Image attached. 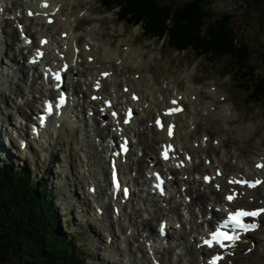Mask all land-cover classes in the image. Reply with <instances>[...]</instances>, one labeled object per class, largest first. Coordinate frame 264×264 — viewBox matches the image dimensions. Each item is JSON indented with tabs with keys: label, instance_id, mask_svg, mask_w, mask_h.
<instances>
[{
	"label": "bare ground",
	"instance_id": "6f19581e",
	"mask_svg": "<svg viewBox=\"0 0 264 264\" xmlns=\"http://www.w3.org/2000/svg\"><path fill=\"white\" fill-rule=\"evenodd\" d=\"M97 2L98 0H0V10H5L3 15L0 13V19L3 18L0 22V57L6 56L12 62V68L17 70L16 73L25 75L24 79L28 80L32 77L28 85L31 87L30 91L26 93L20 89L21 93L28 95L23 105L19 103V108L25 105L31 108L32 103L39 101L40 97L36 94L39 93L41 97H47L46 93L49 91V85L54 86L55 84L50 76L45 81L43 78L42 83L39 82L41 77L36 72L46 62H36L37 65H40L39 67L27 64L30 59L29 54L33 42L29 37L34 36L36 43L34 47H39L37 43L43 37H47L48 42L42 53L49 60L48 57L55 52V49H52V45H54V48L62 49L59 50L60 52L66 53V59L71 63L66 71L67 78L69 77V81H71L68 88L76 96V105L69 109L71 120L69 119V115L64 116L63 111L60 116V118L62 117L61 126L58 127L56 125L58 121L53 120L48 125L47 137L54 142L56 139L60 143L65 142V146H76V149L70 153L65 149L67 154L74 155L72 157L74 161L77 159L82 160V155L79 154L88 150V158H84L81 161L82 165L79 167L77 176L80 175L81 168L87 167L90 169L89 175L95 174L96 177L99 175L100 179L106 181L108 179V166H106V161L103 157L106 149L104 143L113 128H115L117 135L127 130L129 132H138V141L134 144L136 151L133 150L130 157L132 167L137 170H143L145 167H148L152 171L161 169L166 173H170V176L175 175L173 169H169L167 165L164 166L162 161L157 157V144L161 142L165 143L167 137L162 131L155 132L154 127H149L148 121L145 118H151L157 112L162 111V109L164 110L169 100L177 99L180 104L186 103L185 112L175 116L178 121L175 138L178 142V148L183 150V161L189 162L195 153L194 161L197 159L202 166L196 165L193 161L186 168L180 169V173L176 177L180 176L181 186H187L185 194L192 196L196 192V195L193 197L191 203L184 201L183 198L181 202L172 198H165L164 200H167L171 206V211L166 214L170 225L174 226L176 219L172 214L180 216L177 212L180 208L184 210L189 208L192 218L197 219L194 213L195 209L198 208L200 214L204 209H207L202 204L207 198L204 192L211 193L212 197H214V193L210 191L208 186H204L203 191L200 189L201 181L197 178H191L194 175L192 173L193 169H213L217 165L223 166L224 170L229 166V173L243 170V168L255 173L251 165L254 162V158L264 154V141L258 140L254 153L250 151L246 154L248 143L253 138L259 137V131L255 134L251 125L236 123L238 120L236 109L225 102L226 83L215 84L214 82H210L207 86L209 89H207L204 86L196 85L192 74L186 73L184 76L186 86L184 87L185 81H182L181 76L166 78L163 76L161 69L156 68L152 70L154 63L158 64L159 53H152L147 58L144 56L146 50H141V47L137 48L135 46V37L133 36L121 39L116 43V35L110 34L105 27L107 22L103 21V19L95 22L93 12L95 11ZM96 11L98 12V9ZM10 14L15 15V21L8 20V17H5ZM48 17H52L54 22H48ZM4 22L8 23L9 26L6 29L2 27V23ZM15 22L19 26L16 25L15 27ZM83 35L85 37L81 40V36ZM27 40L30 41V44H27ZM73 41L78 43V45L73 43ZM63 49H66V51ZM13 50L15 51L12 52ZM19 57L25 60L23 64L18 59ZM77 57L80 61H78ZM30 70H33V75H29ZM106 71L108 72L107 77L102 76L101 74ZM101 83L104 85L103 88L101 86L96 87ZM213 85L214 89L210 90V87ZM126 87L130 91L129 89L125 90ZM89 91H95L98 94L100 92L103 93L102 97L100 98L99 96L98 98L99 102H103L105 97H111L117 111L122 115L127 106H132L136 110V115L131 121V126L127 127L128 125H117L116 123L109 124L108 122V124L103 126L102 121L97 120L93 115H91L92 119H90V116L86 118L89 112L86 107L89 103V100L86 99ZM131 91L137 92L139 95L138 100L134 101L132 99L133 93ZM30 95H33L32 99L29 98ZM18 96L17 98H19ZM96 102H91V104H96ZM74 109L79 112V117L82 116L75 123L72 119L75 114L73 111H70ZM110 118L113 117L109 116L108 119ZM82 123L86 128L90 126L88 127L89 129L78 130L77 128H82ZM198 127L199 135L196 133ZM61 132L67 133L69 137L68 142L66 140L61 141L59 138ZM213 134H216V136L213 137ZM96 138H102L103 140L97 144ZM216 138L220 140L215 141ZM196 141H199V146H196ZM45 145L46 142L42 141L41 148L43 151ZM5 148L10 149V146ZM139 150H143L144 155L139 156ZM203 155L207 164L201 159ZM227 157H229V160L225 163ZM233 159L235 163L232 162ZM77 165L79 166L78 162ZM260 172L264 174V170ZM184 174L189 175L188 179L182 177ZM80 177L82 179L84 176L75 177L76 179L72 180L71 183H76ZM138 180L137 178V185L139 184ZM176 181L169 180L168 186H175ZM101 191L103 194L102 198L106 200L104 194L105 188H101ZM178 192H183L182 187L179 188ZM254 192L256 195L264 193V182ZM208 197L210 198V196ZM66 198H69V195ZM145 201L141 197L142 203L140 202V206L141 204L146 205ZM141 210L135 209L137 219L141 217ZM163 214L165 215V213ZM139 223L141 221H135L136 227ZM123 229V234H126L128 227H123ZM200 229L201 224L196 220L183 222V233L179 230L180 234H178L173 228L169 233V238L171 236L170 242L175 241L179 242V244L167 247L166 251L169 254V260L164 262V264L197 263L198 254L201 250L196 248V243L190 242L187 244V236L190 238L194 236L193 234L196 235V232H199ZM137 230L139 236H143V232L149 231L150 235H156V230L154 231L152 224L145 227L139 226ZM139 236L137 242L139 241ZM96 237L94 239L92 236L91 239L97 246H103L107 243L106 240L103 242L104 239H100L98 235ZM253 237L257 238L255 249L248 255L243 254L242 251L237 253L235 257L237 264H249L253 256L264 254V232H254ZM129 242H131L130 239ZM118 244H121L120 240H114L110 248L118 246ZM179 257L180 259H178ZM103 260L102 264H111L109 263V259L104 258ZM142 264H145V262L143 261Z\"/></svg>",
	"mask_w": 264,
	"mask_h": 264
},
{
	"label": "trees",
	"instance_id": "16d2710c",
	"mask_svg": "<svg viewBox=\"0 0 264 264\" xmlns=\"http://www.w3.org/2000/svg\"><path fill=\"white\" fill-rule=\"evenodd\" d=\"M103 1L109 6L121 5L129 20H145L147 32L168 33L176 47L192 46L199 55L226 58L239 70L245 69L252 56L247 44L236 41L234 26L224 21L227 18L207 22L204 0H188L182 6L166 0ZM249 75L254 77V69ZM263 85L253 95L264 104ZM6 171L0 168V264H80L73 255L74 247L56 230L48 202L30 189V176L26 179Z\"/></svg>",
	"mask_w": 264,
	"mask_h": 264
},
{
	"label": "rangeland",
	"instance_id": "374dc122",
	"mask_svg": "<svg viewBox=\"0 0 264 264\" xmlns=\"http://www.w3.org/2000/svg\"><path fill=\"white\" fill-rule=\"evenodd\" d=\"M83 1H86V0H83ZM166 1L171 2L175 6H182L184 2L188 0H166ZM203 2H204L203 7L207 14V17H206L207 22H210L211 20H217V19H219L220 21V20H223L224 18H227L224 21L227 20V22H230L231 26H234L236 41L238 43L247 44L248 48L250 49V52L252 53L251 58L247 62V66L251 65L252 67L250 68H255V71H256L255 78H259L261 81H264V0H204ZM97 5H98V8H97ZM130 5H132V3H130ZM128 8L131 9L129 6ZM96 9H98V12L94 11L93 15L94 13H97L100 17H103L102 18L103 21L107 22V25L105 27L110 34H113L110 31L115 30L114 24L116 25V28L118 29L119 33L122 32L121 27L123 25L118 23L116 14L113 12L104 13L100 0H98L96 4L95 10ZM143 21L144 23L143 22L141 23L143 26H145L146 21L145 20ZM109 27H110V31H109ZM139 27L140 26L138 25L131 32H128L127 34L133 33L134 31H136V29L138 30ZM182 28L185 29V27H182ZM224 28L226 29L227 27L223 25V29ZM127 29L129 31L130 28L127 27ZM140 32H142L141 29H140ZM138 38L140 40V43H142L145 47H149L148 48L149 51L158 47V46H155L156 44L155 42L146 40L144 35H140ZM166 39H165V42L168 43L167 42L168 39L167 40ZM161 42L162 41H160V47H159L160 49L157 48V50L159 51L162 50L161 55L159 54L160 63L158 64L154 63L153 65L154 67L152 68V70L156 69V67H160L163 73V76L168 78L169 75L171 74L178 75L179 73H181L182 70L186 68L187 64H189L191 68H193L194 65H197V73L201 74L203 76V79L216 78V80H219V81H226V89L230 92L232 96V99H231L232 105L236 102L238 103L239 107L242 108L239 118L242 119L244 116H246L245 117V119L247 120L246 122L254 123L256 128L260 130V134L262 138L264 139V110L260 108V105H258V103H251L248 101L249 91L247 87L245 86L242 87L241 84H239V82H237L236 80H233L234 76L232 77V75L226 74L227 71L230 70L228 65L227 64L225 65L224 59L226 58H222L221 61L213 62L214 63L213 65L207 58L199 57L197 59L192 51H185L183 54L171 52L168 55L170 56V59H167L168 57H166L165 54L169 51V48L168 46H166V44H163L164 40L162 44ZM139 47H141L140 44H139ZM250 68H248L247 71H249ZM200 71L202 73H200ZM197 77L198 75H196V78ZM236 78L238 80H241L242 75L240 73H237V77H235V79ZM12 81L14 83V85H12V88H11L13 89V92L9 95V98L12 97L13 99H9L8 97H5L3 91H0V113L2 114L3 110L5 112L7 111L11 112L10 119H9L11 123L6 122L7 130L9 129L10 137L6 139L2 138L0 142H1V145L3 142H5L14 148L15 144L11 142V139H12L11 125H13L14 123H18L17 120H20V117H18L17 115L18 113L17 109L19 108V105L12 104V103H14V101L17 102L18 100L16 95L19 92V87L21 89H25V87L21 81L20 82L18 81V78H15ZM241 82L249 83V81H241ZM6 87L7 86H4L3 89L5 90ZM241 100H243V103L240 102ZM63 137L64 138L66 137L65 133L63 134ZM68 140L69 139H66L67 142ZM252 142L255 143L256 141L252 140ZM250 146L255 147V144H251ZM70 147H71L70 152L76 149V146L73 147V145H70ZM63 148L65 149V146H63ZM50 149H51V155L41 154L42 156H40L39 159H37L36 157H30L31 164L34 167L32 171H34L35 173H38L39 177L44 176L43 174H46V173L48 175H52L54 177L53 181L52 180L49 181V183H51V186L53 187L52 184H54V186L56 184L57 186H60V183L65 182L62 180V172L64 171L62 172L60 171L61 172L60 174L59 170L57 171L53 169V164L57 162V156L61 154V151H59L55 147L54 148L51 147ZM33 153L35 156L38 155L35 149L33 150ZM51 157L53 158L51 159V162H50L49 160ZM54 189L56 188L54 187ZM91 234H92L91 236H93L94 239H96L97 234L94 232ZM92 261H94V263H97L98 262L97 257L95 256V258ZM249 264H264V254H261L260 256H255V257L253 256V258L250 259Z\"/></svg>",
	"mask_w": 264,
	"mask_h": 264
},
{
	"label": "snow or ice",
	"instance_id": "6c2138e0",
	"mask_svg": "<svg viewBox=\"0 0 264 264\" xmlns=\"http://www.w3.org/2000/svg\"><path fill=\"white\" fill-rule=\"evenodd\" d=\"M56 79H59V75L56 76ZM99 87V85H97ZM63 102V97H61V103ZM49 111H51V105H49ZM169 134H171V128H169ZM167 158V156H165ZM258 167H264V164L258 165ZM208 179V178H205ZM236 182V181H233ZM259 183V181H257ZM227 199L231 200L232 197L229 196ZM261 212H264V209L260 210ZM259 212H244V211H236L235 213H229L228 218L223 222L222 225H220L215 232H213L212 239L211 240H206L205 243L208 244L209 246L212 245L213 241L216 243H219L221 247L227 246L224 242L229 241L234 243L236 239L239 238L238 234H236L235 229L236 228H243L245 231H247L249 228H255L256 225H248L245 226L241 223L240 218L242 216H256L258 215ZM229 227L233 228V231L229 233L226 231ZM219 259V258H217ZM214 264V262H213Z\"/></svg>",
	"mask_w": 264,
	"mask_h": 264
}]
</instances>
